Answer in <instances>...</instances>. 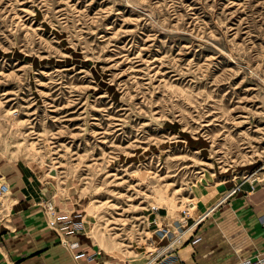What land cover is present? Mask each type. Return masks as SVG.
Returning a JSON list of instances; mask_svg holds the SVG:
<instances>
[{"label":"rangeland","instance_id":"374dc122","mask_svg":"<svg viewBox=\"0 0 264 264\" xmlns=\"http://www.w3.org/2000/svg\"><path fill=\"white\" fill-rule=\"evenodd\" d=\"M0 175L84 264L177 250L264 192V0H0Z\"/></svg>","mask_w":264,"mask_h":264},{"label":"crops","instance_id":"0c3cea01","mask_svg":"<svg viewBox=\"0 0 264 264\" xmlns=\"http://www.w3.org/2000/svg\"><path fill=\"white\" fill-rule=\"evenodd\" d=\"M221 200L198 215L196 221H200L188 233L189 241L173 253V261L167 264H237L264 253V228L260 224L264 192L255 190ZM3 216L0 264H84V245L72 234L70 239L77 247L66 249L60 242L62 232L49 228L42 208L30 200L15 198ZM152 258L143 264L151 263Z\"/></svg>","mask_w":264,"mask_h":264},{"label":"built area","instance_id":"2783aa9c","mask_svg":"<svg viewBox=\"0 0 264 264\" xmlns=\"http://www.w3.org/2000/svg\"><path fill=\"white\" fill-rule=\"evenodd\" d=\"M238 186L239 185L234 186L230 190H228L223 195V198L222 199H224V198L226 199L228 196H230L232 193H234L238 189ZM7 191H8V185L5 182L3 176L0 175V195L5 194ZM43 207H44V212H45V214H46V216L48 218V224L50 226H52V227L53 226H56L55 207H54L53 202L52 201H48V202H46L44 204ZM199 221L194 220L193 223L190 226L186 227V228H189L190 229L191 227H193L194 225H196ZM73 225L74 224H72L71 226H69L67 222H62L59 226H57V230L58 231H61L63 235L69 236L72 233ZM74 228L77 229V224L74 225ZM185 229H181L180 232H183ZM175 237H176V235L174 236V238ZM175 250L176 249H169L168 251H166L164 253H161L160 255H158L157 257L154 258V260H153L154 263L153 264H167L171 260V258L173 257L172 252L174 253ZM159 252H160V250H158V253ZM237 264H264V253L263 254H256L252 258L245 259V260H243V261H241V262H239Z\"/></svg>","mask_w":264,"mask_h":264},{"label":"bare ground","instance_id":"6f19581e","mask_svg":"<svg viewBox=\"0 0 264 264\" xmlns=\"http://www.w3.org/2000/svg\"><path fill=\"white\" fill-rule=\"evenodd\" d=\"M253 174H255V173H253ZM250 175H252V174H250ZM5 180V179H4ZM223 198V197H222ZM189 231V229L187 230V231H183V232H180L176 237H175V239H173L172 241H173V243H175L178 239H182V241L184 240L183 239V237H185V235L187 234V232ZM182 243V242H181ZM179 247V246H178ZM177 248V247H176ZM181 252V251H180ZM180 254H184V253H180ZM239 263V262H238Z\"/></svg>","mask_w":264,"mask_h":264}]
</instances>
